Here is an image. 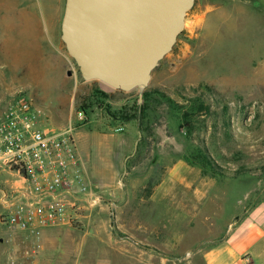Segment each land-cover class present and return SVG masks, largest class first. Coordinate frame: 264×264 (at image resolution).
<instances>
[{"label": "rangeland", "instance_id": "1", "mask_svg": "<svg viewBox=\"0 0 264 264\" xmlns=\"http://www.w3.org/2000/svg\"><path fill=\"white\" fill-rule=\"evenodd\" d=\"M52 3L61 19L64 0ZM53 41L43 54L13 55L15 63L0 55V113L21 91L41 107L45 126L72 127L83 209L71 224L34 233L11 232L0 221V264H203L199 243L213 239L232 212L240 215L255 200L264 205V0H194L147 87L104 90L110 96L102 100L95 91L99 82L84 80L66 52L60 27ZM186 47L199 53L182 56ZM145 89L158 91L149 99L145 131L140 115L122 121L107 112L131 98L138 102ZM138 130L142 136L130 155ZM204 150L212 166L198 155ZM176 158L226 180L227 195L217 200L221 209H212L218 213L214 221L205 220L183 190L161 201L149 198ZM235 169L243 172L233 174ZM10 178L0 170V188ZM126 190H140L143 200L126 198ZM252 260L264 264V256Z\"/></svg>", "mask_w": 264, "mask_h": 264}, {"label": "water", "instance_id": "2", "mask_svg": "<svg viewBox=\"0 0 264 264\" xmlns=\"http://www.w3.org/2000/svg\"><path fill=\"white\" fill-rule=\"evenodd\" d=\"M193 2L64 0L60 39L84 80H97L106 91L143 90L183 30ZM142 100L141 91L138 103ZM141 136L138 130L130 155Z\"/></svg>", "mask_w": 264, "mask_h": 264}, {"label": "built area", "instance_id": "3", "mask_svg": "<svg viewBox=\"0 0 264 264\" xmlns=\"http://www.w3.org/2000/svg\"><path fill=\"white\" fill-rule=\"evenodd\" d=\"M42 113L21 91L0 113V170L13 177L0 188V221L11 232L68 225L83 209L85 187L72 127L51 129Z\"/></svg>", "mask_w": 264, "mask_h": 264}, {"label": "crops", "instance_id": "4", "mask_svg": "<svg viewBox=\"0 0 264 264\" xmlns=\"http://www.w3.org/2000/svg\"><path fill=\"white\" fill-rule=\"evenodd\" d=\"M52 1L0 0V55H4L5 59L15 63L17 58L13 55L20 52L43 54L46 47L53 44L61 19L56 17L58 2L53 4ZM203 18L205 23L207 17ZM47 38L50 43H47ZM191 53L199 52H193L189 47L181 51L182 56L191 57ZM64 58L69 63L66 55ZM26 62L29 63V61ZM171 161L149 198L161 201L172 190H183L189 194V199L194 202V206L197 204L198 209L202 210L204 219L214 221L212 216L215 217L218 213L216 209L213 211L212 209L213 207L221 209L217 200L227 195L226 180L222 176H216L215 173L203 171L200 166L185 158H176ZM8 175L10 179L13 178L10 174ZM232 178L236 184L237 176ZM124 194L129 199L133 196L139 201L143 200L140 190H126ZM247 196L245 195L247 200H250ZM240 197L236 198L239 203ZM231 215L232 220L228 221L226 226L218 227L219 232L213 236V239L209 238L199 243L203 264H251L253 258L261 259L264 256V205L255 200L240 215L236 212H232Z\"/></svg>", "mask_w": 264, "mask_h": 264}, {"label": "trees", "instance_id": "5", "mask_svg": "<svg viewBox=\"0 0 264 264\" xmlns=\"http://www.w3.org/2000/svg\"><path fill=\"white\" fill-rule=\"evenodd\" d=\"M96 94L98 95L99 99L102 100L103 98H109V93H107L106 91L97 88L96 90ZM154 92H158L157 90H149V89H145L142 92L143 95V102L142 104H138L137 102V98H131L129 99V103H127V105L120 107L119 109L113 110L111 111L108 107V113L110 114V116L114 119H118V120H122V121H130L132 119H137L139 116V124H140V130L141 131H145L148 126L145 125V119L147 118V111L149 109V104H150V97L152 95V93ZM165 96V95H164ZM166 97V96H165ZM167 98V97H166ZM168 102H171V100L169 98L166 99ZM87 106L82 105V108H86ZM198 108H203L202 104H199ZM183 116H187V113L184 112ZM206 153V151L204 150V153H202V151H200V154H198L203 162H206L207 164L212 166V161L209 158V155ZM193 163V161H191ZM241 169H243V166L241 167ZM238 172H243L240 169H235L233 171V174H237Z\"/></svg>", "mask_w": 264, "mask_h": 264}]
</instances>
